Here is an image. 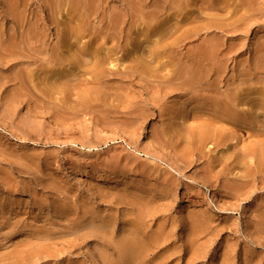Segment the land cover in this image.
<instances>
[{
    "label": "rangeland",
    "instance_id": "rangeland-1",
    "mask_svg": "<svg viewBox=\"0 0 264 264\" xmlns=\"http://www.w3.org/2000/svg\"><path fill=\"white\" fill-rule=\"evenodd\" d=\"M263 90L264 0H0V264H264Z\"/></svg>",
    "mask_w": 264,
    "mask_h": 264
},
{
    "label": "bare ground",
    "instance_id": "bare-ground-1",
    "mask_svg": "<svg viewBox=\"0 0 264 264\" xmlns=\"http://www.w3.org/2000/svg\"><path fill=\"white\" fill-rule=\"evenodd\" d=\"M176 1V0H175ZM187 13V12H186ZM160 33H162V32H160ZM72 34V33H71ZM159 62V61H158ZM189 68H190V66H189ZM188 68V69H189ZM257 68V67H256ZM186 69V68H185ZM185 69H183V71L185 70ZM191 69V68H190ZM200 69V68H199ZM177 71V70H176ZM186 71V70H185ZM195 71V70H194ZM199 71V70H198ZM200 71H201V73H202V69H200ZM199 71V72H200ZM190 72H192V71H190ZM180 74H181V72H180ZM200 74V73H199ZM199 74L197 75V77L199 76ZM196 75V74H195ZM202 75V74H201ZM206 76V75H205ZM192 77V76H191ZM200 77H202V76H200ZM204 78V77H203ZM191 79V78H190ZM194 79V78H193ZM198 79V78H197ZM186 80V79H185ZM182 81V80H181ZM184 81V80H183ZM193 82H194V80H192ZM190 82V81H189ZM188 82V83H189ZM198 84V83H197ZM262 88V87H261ZM264 91V90H263ZM231 99V98H230ZM261 101V100H260ZM138 251V250H137Z\"/></svg>",
    "mask_w": 264,
    "mask_h": 264
}]
</instances>
